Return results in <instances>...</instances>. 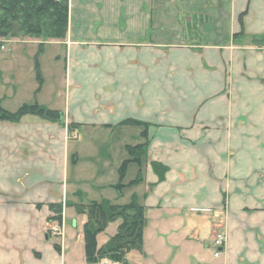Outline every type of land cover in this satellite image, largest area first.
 Returning a JSON list of instances; mask_svg holds the SVG:
<instances>
[{"label": "crops", "instance_id": "obj_1", "mask_svg": "<svg viewBox=\"0 0 264 264\" xmlns=\"http://www.w3.org/2000/svg\"><path fill=\"white\" fill-rule=\"evenodd\" d=\"M68 5L64 40L16 38L0 51L3 108L63 117L0 121V264H88L76 206L133 199L147 226L128 264H264V0ZM143 141V181L128 186L130 164L120 193L127 147ZM153 163L167 168L161 182ZM59 207L62 221H50Z\"/></svg>", "mask_w": 264, "mask_h": 264}, {"label": "trees", "instance_id": "obj_2", "mask_svg": "<svg viewBox=\"0 0 264 264\" xmlns=\"http://www.w3.org/2000/svg\"><path fill=\"white\" fill-rule=\"evenodd\" d=\"M68 24V0H0V38L33 37L44 41L64 40L67 36ZM37 77L42 84L38 66ZM27 115L38 116L51 123L63 124V117L58 111L35 104L23 105L16 112H9L3 108L0 100V121L18 123ZM123 124L144 126L137 121H127ZM142 137H147L146 130L142 133ZM127 153L129 159L120 168V182L116 186L120 193L126 187L123 181L130 164H136L139 170L137 178L128 186L143 181L142 169L148 156L147 143L127 147ZM152 167L159 181H163L167 168L158 163H153ZM76 211L78 215L87 219L84 239L88 264H98L106 259L116 264H128L127 256L132 251H143V233L147 226L146 210L139 206L135 199L130 204L121 206L109 201L90 202L87 205L76 206ZM57 213V216L50 221H61L60 207ZM115 222H120L117 234L99 248L98 236Z\"/></svg>", "mask_w": 264, "mask_h": 264}, {"label": "rangeland", "instance_id": "obj_3", "mask_svg": "<svg viewBox=\"0 0 264 264\" xmlns=\"http://www.w3.org/2000/svg\"><path fill=\"white\" fill-rule=\"evenodd\" d=\"M21 38H25V37H21ZM31 39L33 38V37H30ZM16 39V38H15ZM12 40H14V38L13 39H3V38H0V46H1V50L0 51H4V50H2V47H4V48H6V46L12 41ZM55 41V40H54ZM28 105H35V103L34 104H28ZM142 144H146V141H143V143ZM145 160V159H144ZM146 161V160H145ZM60 216V215H59ZM61 218H63V216H60ZM69 217H70V212L68 211L67 213H66V219L63 221V223H65V225L67 226V227H71V222H70V220H69ZM62 221V220H61ZM60 222V221H59ZM115 223H117V222H115ZM56 225H58V223L56 224ZM55 225V226H56ZM63 227L65 228V226H64V224H63ZM59 229V228H58ZM61 228L59 229V232H61ZM108 230V229H107ZM107 230L103 233V235H105L106 233H107ZM50 233V232H49ZM102 235V234H101ZM100 236V235H99ZM98 236V237H99ZM216 236H217V234L215 235V238H216ZM113 238V237H112ZM111 239V238H110ZM109 239V240H110ZM108 240V241H109ZM201 240H205V242H209L210 241V238H209V234H208V236L206 237V238H201ZM98 246H99V244H98ZM205 246V248L203 249V247ZM203 247H201V252H200V254L204 257V259H205V261L208 263V262H211L212 261V259H213V251L212 250H210V248H209V246H207V245H204Z\"/></svg>", "mask_w": 264, "mask_h": 264}, {"label": "built area", "instance_id": "obj_4", "mask_svg": "<svg viewBox=\"0 0 264 264\" xmlns=\"http://www.w3.org/2000/svg\"><path fill=\"white\" fill-rule=\"evenodd\" d=\"M0 48H1V46H0ZM5 48L4 47H2V50H4ZM61 228V227H59V226H55L54 228H53V232L58 236L59 234H62V230H61V232H59V229ZM62 229V228H61ZM223 245H224V236L222 235V234H218L217 236H216V238H215V241H214V244H213V247H214V249H215V258H219L220 257V252H219V250L223 247Z\"/></svg>", "mask_w": 264, "mask_h": 264}]
</instances>
